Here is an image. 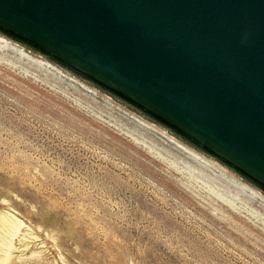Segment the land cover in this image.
<instances>
[{
    "label": "rangeland",
    "instance_id": "1",
    "mask_svg": "<svg viewBox=\"0 0 264 264\" xmlns=\"http://www.w3.org/2000/svg\"><path fill=\"white\" fill-rule=\"evenodd\" d=\"M14 60L0 58V222L37 240L7 264H264L263 191L54 62Z\"/></svg>",
    "mask_w": 264,
    "mask_h": 264
},
{
    "label": "water",
    "instance_id": "2",
    "mask_svg": "<svg viewBox=\"0 0 264 264\" xmlns=\"http://www.w3.org/2000/svg\"><path fill=\"white\" fill-rule=\"evenodd\" d=\"M0 34L264 192V0H0Z\"/></svg>",
    "mask_w": 264,
    "mask_h": 264
},
{
    "label": "bare ground",
    "instance_id": "3",
    "mask_svg": "<svg viewBox=\"0 0 264 264\" xmlns=\"http://www.w3.org/2000/svg\"><path fill=\"white\" fill-rule=\"evenodd\" d=\"M12 57L43 69L51 68L59 70V68L48 59L41 55H37L11 39L0 35V58L16 63L17 61H15L14 58L12 59ZM68 75L74 82L90 87L77 77L70 74ZM0 226L3 232L0 236V264H7L12 259L14 251L29 250V243H33L37 240V236L32 235L27 229L22 231L23 220L15 216L13 213H4L1 217ZM16 237L18 238L17 244L15 243ZM20 247L22 248L19 249Z\"/></svg>",
    "mask_w": 264,
    "mask_h": 264
}]
</instances>
